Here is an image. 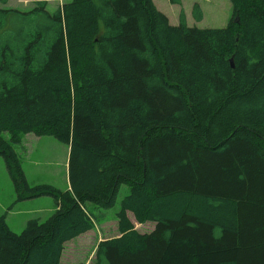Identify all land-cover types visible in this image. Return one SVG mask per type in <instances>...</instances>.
I'll return each instance as SVG.
<instances>
[{"label":"trees","instance_id":"trees-1","mask_svg":"<svg viewBox=\"0 0 264 264\" xmlns=\"http://www.w3.org/2000/svg\"><path fill=\"white\" fill-rule=\"evenodd\" d=\"M31 1L0 0V158L15 203L54 211L18 234L0 214V264H63L121 186L92 264H264V0H230L223 28L171 25L152 0ZM5 132L69 145L67 189L29 185Z\"/></svg>","mask_w":264,"mask_h":264},{"label":"rangeland","instance_id":"rangeland-1","mask_svg":"<svg viewBox=\"0 0 264 264\" xmlns=\"http://www.w3.org/2000/svg\"><path fill=\"white\" fill-rule=\"evenodd\" d=\"M70 0H47V10L54 12L61 4ZM156 8L169 17L173 24H178L180 11H183L190 26L198 28H223L232 15L230 0H181L180 6H174L168 0H152ZM197 4L202 12L201 21L193 17V5ZM31 0H7L4 5L24 11L32 7ZM3 6V5H2ZM170 22V23H171ZM3 138L13 145L21 162L29 185L49 184L59 190L67 189V159L69 145L46 135L3 133ZM129 192L128 186H121L113 208L98 210L88 206L87 212L92 221V229L64 245L61 261L63 264H92L99 242L118 236L116 213L121 199ZM15 193L5 165L0 158V214L6 213L15 202ZM54 209L49 197L38 198L26 203L21 209V216L13 214L7 218L10 229L20 233L18 225L27 219L45 221ZM51 210V212H49ZM49 212V213H48ZM134 228L140 233H148L153 224H136L129 216Z\"/></svg>","mask_w":264,"mask_h":264},{"label":"crops","instance_id":"crops-1","mask_svg":"<svg viewBox=\"0 0 264 264\" xmlns=\"http://www.w3.org/2000/svg\"><path fill=\"white\" fill-rule=\"evenodd\" d=\"M153 2V1H152ZM154 4V3H153ZM174 6H177V5H174ZM156 7V6H155ZM161 12V11H160ZM202 13V12H201ZM164 14V13H163ZM165 15V14H164ZM185 15V14H184ZM167 18H168V20H169V23L171 22V20L169 19V17L168 16H166ZM202 19V18H201ZM185 20H186V24L188 25V26H190L187 22V18H186V15H185ZM201 21V20H200ZM171 25H177V24H173L172 22L170 23ZM41 198H45V197H41ZM35 199H31V200H26V201H23V202H21V203H15L14 205H13V207H12V209L11 210H7V217H6V221H7V218L9 217V216H12L13 214H16L17 216H21V209H22V207L26 204V203H29V202H33ZM53 211H54V209H53ZM49 212H51V210L49 211ZM48 212V213H49ZM2 214V213H1ZM30 219V218H29ZM28 220V219H27ZM26 220V221H27ZM25 221V222H26ZM25 222H21L19 225H18V228H23V226H24V224H25ZM8 224V223H7ZM9 226V225H8ZM10 228V227H9Z\"/></svg>","mask_w":264,"mask_h":264},{"label":"water","instance_id":"water-1","mask_svg":"<svg viewBox=\"0 0 264 264\" xmlns=\"http://www.w3.org/2000/svg\"><path fill=\"white\" fill-rule=\"evenodd\" d=\"M238 22V20L236 19V23Z\"/></svg>","mask_w":264,"mask_h":264}]
</instances>
